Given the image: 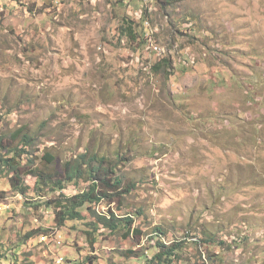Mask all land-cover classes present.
I'll list each match as a JSON object with an SVG mask.
<instances>
[{"label": "rangeland", "instance_id": "obj_1", "mask_svg": "<svg viewBox=\"0 0 264 264\" xmlns=\"http://www.w3.org/2000/svg\"><path fill=\"white\" fill-rule=\"evenodd\" d=\"M0 116V134L32 133L37 166L121 153L135 188L93 208L144 232L100 225L92 247L94 217L60 228L47 206L88 182L38 192L27 176L22 193L0 173V264H147L160 240L182 244L174 264H264V0H0Z\"/></svg>", "mask_w": 264, "mask_h": 264}, {"label": "trees", "instance_id": "obj_2", "mask_svg": "<svg viewBox=\"0 0 264 264\" xmlns=\"http://www.w3.org/2000/svg\"><path fill=\"white\" fill-rule=\"evenodd\" d=\"M180 1L155 0V3L160 7L174 6ZM150 9L148 6L146 16L150 15ZM146 24L150 25L149 20L146 21ZM122 26L121 34L128 38L129 44L133 45V49L146 47L147 37L142 33V29L145 28L144 24L143 28L139 29L137 22L133 18L126 16L123 19ZM169 61V59L164 58L162 61L156 62L152 65V72L158 73L164 67H169L171 65ZM3 124L4 120L0 116V127ZM34 141L32 133L26 129L20 128L10 136L0 134V173H5L9 176L11 187L26 193L29 190V186L26 185L27 176L36 177L38 192L43 191L45 188H49V191H59L63 190L69 183L88 182V188L78 191V193L70 197L62 194L47 200V206L55 210L56 224L61 228L68 220L84 221L94 217L93 221L89 219L86 222L89 227L86 234L92 247L97 242V232L100 225L114 233L123 232L126 238L133 236L137 242L141 241L139 238L144 235V232L135 226L134 213L120 217L112 209L110 216L99 215L93 208L95 202L102 200L117 205L126 193H130L135 188L136 183L134 181L127 184L124 177L118 173L119 164L117 163L123 159L121 153H116V156H113L110 153L101 155L97 152L93 154L87 152L60 162L53 152L47 150L43 156H40V160L46 162L42 167L35 164L37 158L34 159V156L36 152L28 149V147H33ZM131 151V148L127 146V149L123 152L127 154L131 153ZM126 185L128 188H126ZM86 211L89 212V215H85ZM138 213L140 214L141 212ZM34 232L35 230L28 232L25 238L30 239ZM156 233L162 235L165 234V231L158 226ZM157 247V252L152 258L146 260L147 264H174V256L176 257L177 252H180L182 244L174 242L169 246H164L160 240L156 245ZM129 251L133 252L132 249Z\"/></svg>", "mask_w": 264, "mask_h": 264}, {"label": "built area", "instance_id": "obj_3", "mask_svg": "<svg viewBox=\"0 0 264 264\" xmlns=\"http://www.w3.org/2000/svg\"><path fill=\"white\" fill-rule=\"evenodd\" d=\"M150 35V33L147 34V42H148V36ZM153 35V34H152ZM148 51H154V50H150V49H147ZM62 260H64V257L62 258Z\"/></svg>", "mask_w": 264, "mask_h": 264}, {"label": "clouds", "instance_id": "obj_4", "mask_svg": "<svg viewBox=\"0 0 264 264\" xmlns=\"http://www.w3.org/2000/svg\"><path fill=\"white\" fill-rule=\"evenodd\" d=\"M146 48H147V43H146ZM162 49V48H161ZM149 52H156V51H149ZM159 52V51H158ZM138 60H139V58H138ZM152 66V65H151Z\"/></svg>", "mask_w": 264, "mask_h": 264}]
</instances>
